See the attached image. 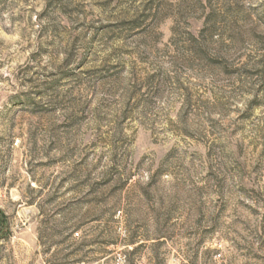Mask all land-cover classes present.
<instances>
[{
	"label": "rangeland",
	"instance_id": "obj_1",
	"mask_svg": "<svg viewBox=\"0 0 264 264\" xmlns=\"http://www.w3.org/2000/svg\"><path fill=\"white\" fill-rule=\"evenodd\" d=\"M0 264H264V0H0Z\"/></svg>",
	"mask_w": 264,
	"mask_h": 264
}]
</instances>
